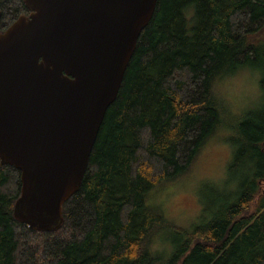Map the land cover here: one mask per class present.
Returning <instances> with one entry per match:
<instances>
[{
    "label": "trees",
    "instance_id": "1",
    "mask_svg": "<svg viewBox=\"0 0 264 264\" xmlns=\"http://www.w3.org/2000/svg\"><path fill=\"white\" fill-rule=\"evenodd\" d=\"M0 9V31L29 14L23 0ZM263 32L264 0H157L61 228L14 216L21 173L0 162V264H264L263 123L242 125L235 158L247 159V174L209 220L187 228L148 203L221 127L217 82L253 58L250 39ZM165 229L172 247L156 240Z\"/></svg>",
    "mask_w": 264,
    "mask_h": 264
},
{
    "label": "water",
    "instance_id": "2",
    "mask_svg": "<svg viewBox=\"0 0 264 264\" xmlns=\"http://www.w3.org/2000/svg\"><path fill=\"white\" fill-rule=\"evenodd\" d=\"M23 1L0 31V162L21 173L14 216L54 231L157 0Z\"/></svg>",
    "mask_w": 264,
    "mask_h": 264
},
{
    "label": "rangeland",
    "instance_id": "3",
    "mask_svg": "<svg viewBox=\"0 0 264 264\" xmlns=\"http://www.w3.org/2000/svg\"><path fill=\"white\" fill-rule=\"evenodd\" d=\"M250 42L253 58L217 82L224 102L221 127L203 144L190 171L148 195V203L159 206L178 225L192 228L209 220L223 202L231 200L236 182L247 174V159L235 156L246 137L242 125L264 124V32ZM234 162L237 165L231 169ZM156 240L170 247L173 235L165 229Z\"/></svg>",
    "mask_w": 264,
    "mask_h": 264
},
{
    "label": "flooded vegetation",
    "instance_id": "4",
    "mask_svg": "<svg viewBox=\"0 0 264 264\" xmlns=\"http://www.w3.org/2000/svg\"><path fill=\"white\" fill-rule=\"evenodd\" d=\"M30 13V12H29Z\"/></svg>",
    "mask_w": 264,
    "mask_h": 264
}]
</instances>
